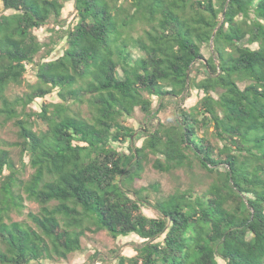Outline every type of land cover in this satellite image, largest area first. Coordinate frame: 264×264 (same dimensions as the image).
Returning a JSON list of instances; mask_svg holds the SVG:
<instances>
[{
  "label": "trees",
  "instance_id": "16d2710c",
  "mask_svg": "<svg viewBox=\"0 0 264 264\" xmlns=\"http://www.w3.org/2000/svg\"><path fill=\"white\" fill-rule=\"evenodd\" d=\"M71 1L68 22L70 0H0V116L17 129L0 140V264L66 260L102 230L141 240L113 264H264V0ZM170 97L174 121L154 123ZM147 166L189 181L152 200Z\"/></svg>",
  "mask_w": 264,
  "mask_h": 264
},
{
  "label": "rangeland",
  "instance_id": "374dc122",
  "mask_svg": "<svg viewBox=\"0 0 264 264\" xmlns=\"http://www.w3.org/2000/svg\"><path fill=\"white\" fill-rule=\"evenodd\" d=\"M124 1V0H123ZM125 3H129L130 0H125ZM73 1L70 0L68 3L65 11L64 16L68 20V22H72L74 15L76 14V11H74L73 7ZM68 25L65 26L66 29ZM139 31L142 30V26L140 25L138 27ZM39 36L42 40H49L50 32L46 30V28H43L39 31ZM65 40L62 39L59 43L57 48L59 51L57 52L62 53V49L65 47ZM211 47L204 46L203 52L205 57H209L211 54ZM135 53L138 54L139 51L135 50ZM31 71V70H30ZM28 72L26 75V79L22 85H14L9 88L7 91V94L10 98H15L16 96L24 95L26 92L31 90V85L36 81V77L31 72ZM201 93L197 90L190 91L189 97H187L184 101L181 102L182 105L186 107H192L198 99L200 98ZM61 101V98L58 96L57 92L54 91L51 94H48L46 98H37L33 103H31L27 110H41L42 105L46 102H58ZM179 104V105H181ZM155 105H157V100H155ZM75 109L82 110L83 114H86L88 112L87 104H74L73 105ZM178 107V100H175L174 98L170 97L167 98V104L166 107L156 116L155 118H151V120L155 123L158 120L165 121L166 123H171L174 121V118L176 117ZM144 119L143 114L140 112L139 109L136 110V113L133 117L127 118L126 123L128 125L134 126L135 128L143 127ZM43 123L41 124V126ZM38 128V126H36ZM212 129V128H211ZM17 129L14 127V124L12 122L3 124V118L0 116V140L3 144L8 145L10 142H14L16 137ZM142 141H138V144H141ZM128 142H126L123 145L118 146L119 148L123 150H127ZM7 147V146H6ZM11 148V147H10ZM16 157L18 158L17 150H15ZM31 172V168H27L26 176ZM180 175L181 179L180 182H184L185 184L189 181V178L187 175L183 174V171H177L174 176ZM174 176L170 174H163L155 170L151 166H147L145 172H144V178L137 182V185H149L152 182L159 181L162 186V193L157 194L155 192L151 193L150 196L152 200H155L158 195H166L169 192H172L177 182L174 179ZM208 180V179H207ZM209 181V180H208ZM206 185V182H205ZM27 210H37L38 206L36 203H32L27 201ZM147 213L154 214L156 211L152 207H147L146 209ZM19 218V217H18ZM141 243V240L136 235H129V236H121L118 238L112 237L107 231L102 230L96 233L93 232H87V234L82 238V249L80 251L74 252L69 255V257L66 260H56L47 262L46 264H113L115 262V255L117 253H124L126 255H132L135 252V248ZM98 255L96 258H94L95 255Z\"/></svg>",
  "mask_w": 264,
  "mask_h": 264
}]
</instances>
